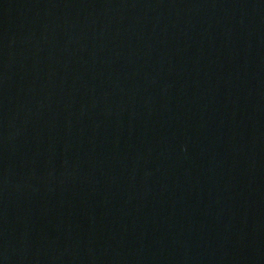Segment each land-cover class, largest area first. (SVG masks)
<instances>
[{"label": "water", "instance_id": "obj_1", "mask_svg": "<svg viewBox=\"0 0 264 264\" xmlns=\"http://www.w3.org/2000/svg\"><path fill=\"white\" fill-rule=\"evenodd\" d=\"M0 264H264V0H0Z\"/></svg>", "mask_w": 264, "mask_h": 264}]
</instances>
